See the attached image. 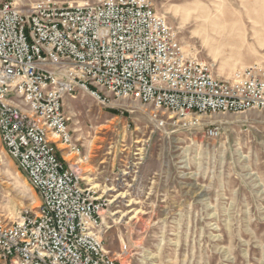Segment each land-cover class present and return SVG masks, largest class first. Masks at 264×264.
I'll list each match as a JSON object with an SVG mask.
<instances>
[{
  "label": "rangeland",
  "instance_id": "374dc122",
  "mask_svg": "<svg viewBox=\"0 0 264 264\" xmlns=\"http://www.w3.org/2000/svg\"><path fill=\"white\" fill-rule=\"evenodd\" d=\"M153 1L216 76L264 64V0ZM110 98L83 89L65 98L84 146L76 165L62 155L108 201L111 254L122 264H264V110L209 113L196 126V115ZM207 125L220 126L219 136H205ZM39 204L0 139V217L16 220Z\"/></svg>",
  "mask_w": 264,
  "mask_h": 264
},
{
  "label": "built area",
  "instance_id": "2783aa9c",
  "mask_svg": "<svg viewBox=\"0 0 264 264\" xmlns=\"http://www.w3.org/2000/svg\"><path fill=\"white\" fill-rule=\"evenodd\" d=\"M79 89L196 115L204 126L205 114L264 110V64L216 76L153 0H0V139L40 196L19 219L0 217V262L122 264L103 237L107 199L62 155L82 160L65 113ZM219 134L206 126L208 138Z\"/></svg>",
  "mask_w": 264,
  "mask_h": 264
}]
</instances>
